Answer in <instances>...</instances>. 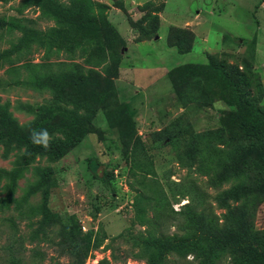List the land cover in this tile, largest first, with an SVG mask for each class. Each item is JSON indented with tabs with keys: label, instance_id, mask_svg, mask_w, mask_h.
I'll list each match as a JSON object with an SVG mask.
<instances>
[{
	"label": "rangeland",
	"instance_id": "obj_1",
	"mask_svg": "<svg viewBox=\"0 0 264 264\" xmlns=\"http://www.w3.org/2000/svg\"><path fill=\"white\" fill-rule=\"evenodd\" d=\"M20 1L0 2V18L17 20L39 32L56 27L37 8H21ZM59 1L70 4L73 0ZM91 1L105 6V19L123 39L119 56L114 57L117 50L107 36L103 37L105 59L90 62L87 56L95 52L93 42H83L73 55L62 47L48 56L45 48L30 45L8 61H0V103L8 102L18 123L28 124L34 116L16 106H41L53 96L15 82L28 78V66H37L42 73V64H50L54 71L61 65H75L86 87L114 85L117 102L126 107L135 138L153 164L152 173L141 174L140 146L120 139L103 109L88 105L76 113L91 133L75 140L53 162L36 157L17 180L13 198L19 201L38 180L36 169L52 171L56 188L47 196L48 210L73 216L82 235L101 240L84 263L77 264H98L102 259L109 264H156L160 257L158 264L237 263L238 254L215 249L206 240L200 241L196 254L185 258L174 251L156 254L148 242L172 243L198 236L197 227L179 222L180 217L173 214L192 194L201 202L198 213L207 218L201 230L205 236L224 238L230 232L251 231L264 241V163L255 140L244 136L229 116L236 108L232 86L211 68L196 78H177L176 92L168 75L189 64L223 66L247 96L244 101L264 111V0ZM18 37V32L0 29V51L10 48ZM238 74L243 77L239 79ZM59 101L66 110L75 111L69 98L62 96ZM56 139L64 137L58 134ZM196 143L203 155L191 160ZM22 152L0 146V170H10ZM234 163L240 174L236 177L226 170ZM6 184L0 179V264H74L69 257L58 256L59 225L33 236L39 219L34 210L42 202L41 195L19 207L15 203L4 207ZM235 184H241L243 193L236 202H228L234 211L230 219L220 196Z\"/></svg>",
	"mask_w": 264,
	"mask_h": 264
},
{
	"label": "trees",
	"instance_id": "obj_2",
	"mask_svg": "<svg viewBox=\"0 0 264 264\" xmlns=\"http://www.w3.org/2000/svg\"><path fill=\"white\" fill-rule=\"evenodd\" d=\"M9 1L13 0H0L2 3ZM20 2L21 8H37L42 16L55 22L56 27L46 32H39L17 20L0 18V29H5L10 33H19L17 41L10 48L0 51V61H8L12 55L20 53L33 44L45 48L46 54L50 56L62 47L65 48L67 54L73 55L83 42H93L94 51L104 54V56L99 58L95 52H91L87 56V62L105 59L107 48L103 43L104 36L109 38L111 45L117 50L115 56L111 54L112 56H119L120 50L124 47V41L116 28L104 17L105 6L96 5L91 0H73L70 4H64L59 0H21ZM95 7H97L96 12L93 10ZM61 67L58 71H54L50 68V64H42L39 65V68L43 70L40 73L37 66H28V78L15 82L37 92L47 91L53 96L52 100L41 106L28 104L16 106V109L34 116V119L28 124L20 125L10 112L9 103H0V146H4L7 151L23 150L21 155L15 159L10 170H0V179L7 181V194L2 205L9 207L11 203H15L19 207L21 203H26L30 197L36 194L41 195L42 202L34 210L39 215V219L36 222L33 236L43 233L54 225H59L62 237L58 244V256L69 257L74 264H77V262L84 263L91 252L99 246L101 240L93 241L89 236L82 235L73 216L67 214L60 216L48 210L47 196L50 190L56 188L52 171L36 169L38 180L28 186L19 201L13 198L17 180L23 176L36 157H45L48 161L53 162L64 156L73 147L75 140L91 133V129L84 123L83 117L76 113V109L88 105L99 106L103 109L108 123L118 128L120 139L126 142L133 141L135 147L140 146V153L143 154L144 159V163H141L144 165L141 169L143 177L152 173L153 164L135 138L133 120L127 113L126 107L117 102V90L114 85L108 83L104 88L90 89L83 84L84 77L75 65H61ZM211 68H216L222 74L223 80L232 86L235 92L236 108L229 116H232L233 122H236L244 136L255 140L260 161L264 163V111L244 101L247 96L237 88L236 83L232 82L230 75L223 71V66L217 68L213 63L208 65L189 64L172 69L168 75L173 89L177 92L179 87L177 78L181 80L196 78L200 72ZM12 72L16 73V70H12ZM237 76L239 79L243 77L240 74ZM62 96L70 99L75 111L66 110L64 106H61L62 102L59 99ZM111 106L114 108L112 109ZM34 130L36 132L47 130L51 137L49 149L46 150L42 146L32 143L30 136ZM58 134L63 135V141L56 139ZM202 155L203 148L197 143L194 144L190 159L194 160ZM226 170L232 171L235 177L240 175L237 172L236 163L226 166ZM242 193L241 184H235L220 196L225 203L228 211L227 216L230 219H232L234 211L228 202H236ZM200 204L196 195L192 194L180 212H173L175 217H180L179 222L184 221L190 226L197 227L199 229L198 236L179 239L172 243L164 239H153L148 243L156 254L174 251L178 257L185 258L187 255L196 254L200 248V241L206 240L215 249L230 250L238 254L239 258L235 264H264V241L258 239L251 231L245 235L230 232L229 236L224 238L205 236L201 230L204 226L203 223L207 222V218L205 213H198L197 207ZM159 260L161 257L157 258L155 263L158 264ZM98 264H109V261L102 259Z\"/></svg>",
	"mask_w": 264,
	"mask_h": 264
},
{
	"label": "clouds",
	"instance_id": "obj_3",
	"mask_svg": "<svg viewBox=\"0 0 264 264\" xmlns=\"http://www.w3.org/2000/svg\"><path fill=\"white\" fill-rule=\"evenodd\" d=\"M30 139L32 143L42 146L46 150L50 148L51 137L49 136L47 130H42L41 132H32Z\"/></svg>",
	"mask_w": 264,
	"mask_h": 264
},
{
	"label": "crops",
	"instance_id": "obj_4",
	"mask_svg": "<svg viewBox=\"0 0 264 264\" xmlns=\"http://www.w3.org/2000/svg\"><path fill=\"white\" fill-rule=\"evenodd\" d=\"M196 13H198V11ZM199 13H201V12L199 11Z\"/></svg>",
	"mask_w": 264,
	"mask_h": 264
}]
</instances>
